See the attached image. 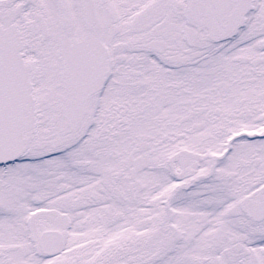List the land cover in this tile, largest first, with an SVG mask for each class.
<instances>
[{"label": "snow or ice", "instance_id": "1", "mask_svg": "<svg viewBox=\"0 0 264 264\" xmlns=\"http://www.w3.org/2000/svg\"><path fill=\"white\" fill-rule=\"evenodd\" d=\"M0 264H264V0H0Z\"/></svg>", "mask_w": 264, "mask_h": 264}]
</instances>
